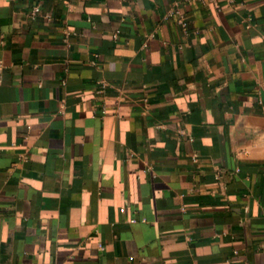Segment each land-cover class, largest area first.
Masks as SVG:
<instances>
[{"label": "crops", "instance_id": "1", "mask_svg": "<svg viewBox=\"0 0 264 264\" xmlns=\"http://www.w3.org/2000/svg\"><path fill=\"white\" fill-rule=\"evenodd\" d=\"M0 264H264V0H0Z\"/></svg>", "mask_w": 264, "mask_h": 264}, {"label": "built area", "instance_id": "2", "mask_svg": "<svg viewBox=\"0 0 264 264\" xmlns=\"http://www.w3.org/2000/svg\"><path fill=\"white\" fill-rule=\"evenodd\" d=\"M39 10H40V9H39L38 7L34 8L32 14H33V15H36V14L39 12Z\"/></svg>", "mask_w": 264, "mask_h": 264}]
</instances>
